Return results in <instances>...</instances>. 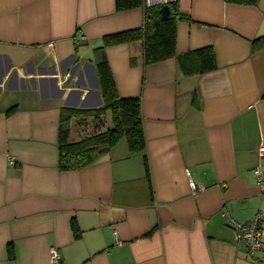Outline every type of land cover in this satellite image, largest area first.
<instances>
[{
	"label": "crops",
	"instance_id": "1",
	"mask_svg": "<svg viewBox=\"0 0 264 264\" xmlns=\"http://www.w3.org/2000/svg\"><path fill=\"white\" fill-rule=\"evenodd\" d=\"M176 1L190 17L178 21L176 56L146 64L141 41L105 47L119 95L141 99L147 177L126 137L94 163L60 168L61 109L103 106L95 50L141 27L143 7L0 0V264H51L52 246L62 264H264L224 216H260L264 232V46L253 45L264 0ZM206 47L217 68L184 74L180 58ZM70 124L71 140L88 132ZM110 125L108 110L95 126Z\"/></svg>",
	"mask_w": 264,
	"mask_h": 264
},
{
	"label": "trees",
	"instance_id": "2",
	"mask_svg": "<svg viewBox=\"0 0 264 264\" xmlns=\"http://www.w3.org/2000/svg\"><path fill=\"white\" fill-rule=\"evenodd\" d=\"M240 4H256L259 0H227ZM168 19H162L161 7L145 6L144 0H116L117 10L132 9L142 6L144 9V23L141 27L114 33L104 38V44L96 48V70L104 104L100 108L80 109L62 108L60 112V168L65 170L81 169L94 163L106 155L111 147L122 137H126L131 153L141 154L146 161L147 177L149 176L147 156L145 152V133L141 99L139 97L122 98L117 90L114 76L105 53V47L119 43L141 41L143 44L144 62L155 63L174 57L177 54V25L181 19H190L182 13L178 2L169 3ZM254 50L264 46V36L253 40ZM195 59L186 61L180 58V65L184 74H202L217 68L216 57L212 47H206L193 53ZM112 112V125L88 134L79 140H71L69 129L71 120L78 124L90 118L92 121L102 122L107 111ZM98 125V124H97ZM76 239L81 237L82 231L72 224ZM12 244L8 246V257L14 258Z\"/></svg>",
	"mask_w": 264,
	"mask_h": 264
},
{
	"label": "built area",
	"instance_id": "3",
	"mask_svg": "<svg viewBox=\"0 0 264 264\" xmlns=\"http://www.w3.org/2000/svg\"><path fill=\"white\" fill-rule=\"evenodd\" d=\"M176 0H144L145 6H156V5H165L172 3ZM261 156H264V146L259 149ZM14 159L10 158V163L14 164ZM255 173L258 176V184L261 189L264 190V171L261 168H256ZM191 188L194 194L202 190V186H198L195 182H191ZM224 216L228 219V222L236 228L238 231L239 237L243 238L247 243V249L249 254H253L258 250L264 249V232L259 226V218L256 217L253 221L243 224L229 217L227 213H224ZM50 259L51 264H62V254L59 248L52 246L50 249Z\"/></svg>",
	"mask_w": 264,
	"mask_h": 264
},
{
	"label": "rangeland",
	"instance_id": "4",
	"mask_svg": "<svg viewBox=\"0 0 264 264\" xmlns=\"http://www.w3.org/2000/svg\"><path fill=\"white\" fill-rule=\"evenodd\" d=\"M94 122V123H93ZM92 123H90V121H81L80 123H79V125L80 126H85V127H87L88 128V134H91V133H94V132H96V130H98V128H97V126H95V124H98V123H96L95 121H93ZM125 140V139H124Z\"/></svg>",
	"mask_w": 264,
	"mask_h": 264
},
{
	"label": "water",
	"instance_id": "5",
	"mask_svg": "<svg viewBox=\"0 0 264 264\" xmlns=\"http://www.w3.org/2000/svg\"><path fill=\"white\" fill-rule=\"evenodd\" d=\"M170 14V8L168 4H165L161 7V15H162V19L166 20L168 19Z\"/></svg>",
	"mask_w": 264,
	"mask_h": 264
}]
</instances>
